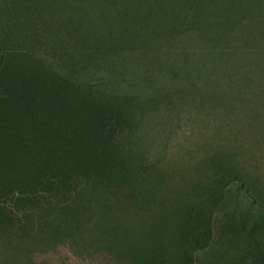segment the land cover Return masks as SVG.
<instances>
[{
	"label": "rangeland",
	"instance_id": "rangeland-1",
	"mask_svg": "<svg viewBox=\"0 0 264 264\" xmlns=\"http://www.w3.org/2000/svg\"><path fill=\"white\" fill-rule=\"evenodd\" d=\"M119 1L0 0V50L22 36L51 72L137 104L136 125L112 142L127 167L113 162L110 189L85 188L75 206L36 213L32 229L8 228L0 264H207L200 254L241 264L232 198L241 187L264 202V1L148 0L173 28L131 43L150 31L144 17L127 26L131 1L127 19ZM126 190L136 203L148 190L156 203L175 197L153 216L127 210Z\"/></svg>",
	"mask_w": 264,
	"mask_h": 264
},
{
	"label": "trees",
	"instance_id": "trees-1",
	"mask_svg": "<svg viewBox=\"0 0 264 264\" xmlns=\"http://www.w3.org/2000/svg\"><path fill=\"white\" fill-rule=\"evenodd\" d=\"M130 1L133 17L127 21V26H136L134 17H144L150 32L127 35V43L137 39L145 42L160 32L166 33L170 26L162 16L160 18L159 9L151 7L149 10L148 0ZM260 1L256 0L257 3ZM126 2L119 1L126 8L120 11L123 19H127ZM157 15L159 17L155 20ZM17 37L18 41L23 40L22 36ZM28 39L33 45L42 43H37L38 39L30 33ZM18 41L16 45L0 50L2 237L7 236V229L15 225L24 230L32 229L33 216L45 209L70 208L82 199L85 188L108 191L115 182V176L110 171L113 162L127 167L124 150L112 144L115 134L120 133V128L125 131L127 123L133 128L137 121L134 98H127V103L99 99L93 94V87H84L51 72L43 54L26 46L20 47ZM110 119L115 120L119 128L113 133L107 125ZM108 157H111V163ZM99 158H105V162L97 168ZM134 178L127 174V180ZM158 180L159 177H156L142 182L158 186ZM124 187L127 188V184ZM149 192L136 203L127 199L126 190L123 205L133 212L157 216L171 205L170 198L175 197L171 191L165 201L156 203V195L153 197ZM248 193L241 187L236 189V199L232 198V201L237 206L234 215L239 223L228 227L240 238L244 252L240 263L264 264V242L259 235L264 232V202ZM86 220L81 218L79 226H84ZM200 258L203 263L218 264L210 254H200Z\"/></svg>",
	"mask_w": 264,
	"mask_h": 264
}]
</instances>
